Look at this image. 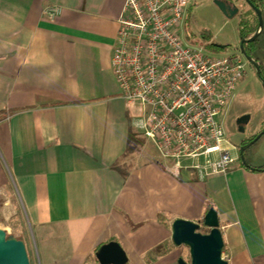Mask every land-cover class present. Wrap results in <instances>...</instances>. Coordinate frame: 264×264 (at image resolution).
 Instances as JSON below:
<instances>
[{
    "label": "crops",
    "instance_id": "obj_1",
    "mask_svg": "<svg viewBox=\"0 0 264 264\" xmlns=\"http://www.w3.org/2000/svg\"><path fill=\"white\" fill-rule=\"evenodd\" d=\"M124 2L0 0L5 209L35 231L72 232L66 264H86L111 240L126 264H178L189 253L172 243V221L214 207L228 264H264V159L199 178L168 171L147 140L150 153L123 157L129 126L137 131L110 64ZM48 5L61 12L48 16Z\"/></svg>",
    "mask_w": 264,
    "mask_h": 264
},
{
    "label": "built area",
    "instance_id": "obj_2",
    "mask_svg": "<svg viewBox=\"0 0 264 264\" xmlns=\"http://www.w3.org/2000/svg\"><path fill=\"white\" fill-rule=\"evenodd\" d=\"M190 6V0H125L110 64L127 115L165 168H190L206 178L232 164L217 116L248 61L240 50L212 55L190 43L183 30ZM44 11L54 17L61 7Z\"/></svg>",
    "mask_w": 264,
    "mask_h": 264
},
{
    "label": "rangeland",
    "instance_id": "obj_3",
    "mask_svg": "<svg viewBox=\"0 0 264 264\" xmlns=\"http://www.w3.org/2000/svg\"><path fill=\"white\" fill-rule=\"evenodd\" d=\"M230 1L239 8L238 13L248 8L245 0ZM190 2L191 6L183 26L185 38L194 45H201L205 51L212 55L234 53L240 41L238 13L232 17L225 16L213 0H190ZM262 16L263 24L255 43V53L259 55L260 59L258 57V60L264 66L263 12ZM209 37L210 40H208ZM211 42L225 46L219 50H215L210 47L209 44ZM246 113L250 114L251 117L245 125V133L252 134L258 130H262V121L264 120V89L249 62L246 74L237 86L234 96L225 105L223 113L217 116L218 120H223L227 137L226 145L233 158L232 163L237 166H240L242 163L237 155L235 138L241 135L236 130L233 120ZM141 149L144 154L152 151L148 147L147 142H145V145ZM251 154L256 155L257 158L264 159V133L247 148V157ZM245 159L247 161V158ZM184 161L186 162L187 160ZM9 211L5 209L4 201L0 199V221L6 224L5 226L10 232L24 237L30 264H66L68 254L74 243V238L68 239L69 234L72 232L67 231L65 235L66 231L57 226H44L35 231L25 223L24 217L13 214L12 210ZM93 259H96L94 254H92L86 264H98Z\"/></svg>",
    "mask_w": 264,
    "mask_h": 264
},
{
    "label": "water",
    "instance_id": "obj_4",
    "mask_svg": "<svg viewBox=\"0 0 264 264\" xmlns=\"http://www.w3.org/2000/svg\"><path fill=\"white\" fill-rule=\"evenodd\" d=\"M221 12L232 17L237 15L239 8L229 0H213ZM257 14L259 26L254 34L248 38H241L239 41V50L246 60L255 67L256 75L259 77L264 89V78L260 74L259 63L244 49V43L253 41L260 34L263 16L262 11L245 0ZM223 47L222 44H217ZM250 114H242L236 119L239 130H244V125L249 121ZM264 133L262 130L243 148L250 146ZM241 163L247 167L248 164L244 156H240ZM3 221H0V264H30L28 253L25 246L24 237L10 232ZM207 227L209 230L205 233L199 231V227ZM171 241L174 245H186L188 247L189 263L183 257L178 258V264H228V261L222 257L224 240L219 225V219L214 207H209L202 219L192 221L185 218H176L171 223ZM95 258L98 264H126L128 257L121 245L111 240L102 244L95 252Z\"/></svg>",
    "mask_w": 264,
    "mask_h": 264
},
{
    "label": "trees",
    "instance_id": "obj_5",
    "mask_svg": "<svg viewBox=\"0 0 264 264\" xmlns=\"http://www.w3.org/2000/svg\"><path fill=\"white\" fill-rule=\"evenodd\" d=\"M249 1L254 6L258 7L262 12H264V0H249ZM258 26H259V22H258L257 14L255 13L254 9L252 7H250L248 4L247 9L241 10L238 13V33H239L240 39L241 38H248V37L252 36L254 34V32L258 29ZM257 38L258 37H256L253 41L245 42L244 43V49H245L247 54L252 56L259 63L260 74H261L262 78H264V66L258 60V58L254 56L255 47H256L255 43L257 41ZM208 40H210V37ZM217 44L218 43L211 42L209 45L211 48H213L215 50H219L221 47H219ZM236 49L239 50V43L236 46ZM251 66L255 70V67L253 65H251ZM255 72H256V70H255ZM1 116H2V114L0 113V117ZM259 131L260 130L255 132L252 135V137L255 136L256 134H258ZM145 142H146L145 137L141 133L137 132L134 128H132V126H129L128 134H127V143H126V147L124 150L123 157H128L132 153L138 152L141 149V147L145 144ZM262 167H264V165ZM125 173H126V171H125ZM125 173H124V175H125ZM198 230L201 231L202 233H205L209 229L207 227L201 226V227H199ZM188 263H189V258H188Z\"/></svg>",
    "mask_w": 264,
    "mask_h": 264
},
{
    "label": "flooded vegetation",
    "instance_id": "obj_6",
    "mask_svg": "<svg viewBox=\"0 0 264 264\" xmlns=\"http://www.w3.org/2000/svg\"><path fill=\"white\" fill-rule=\"evenodd\" d=\"M230 1V0H229ZM231 2V1H230ZM238 117H236L233 122L235 123V128L236 130L240 133L241 136L235 138L236 139V148H237V155H238V158L240 159V156L241 154L244 156V158H247V148L249 147H246V148H243V146H245L246 144H248L255 136L252 137V134H248V133H245L246 132V128H245V125H244V130L243 131H240L239 130V125L236 123V119ZM228 121V120H227ZM262 125L264 126V120L262 121ZM261 131V130H260ZM259 131V132H260ZM245 133V134H244Z\"/></svg>",
    "mask_w": 264,
    "mask_h": 264
}]
</instances>
